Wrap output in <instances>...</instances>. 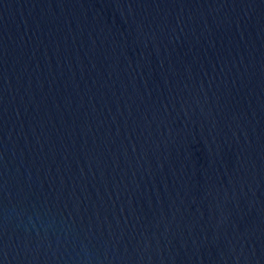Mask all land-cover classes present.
<instances>
[{
    "label": "water",
    "instance_id": "water-1",
    "mask_svg": "<svg viewBox=\"0 0 264 264\" xmlns=\"http://www.w3.org/2000/svg\"><path fill=\"white\" fill-rule=\"evenodd\" d=\"M0 264H264V0H0Z\"/></svg>",
    "mask_w": 264,
    "mask_h": 264
}]
</instances>
